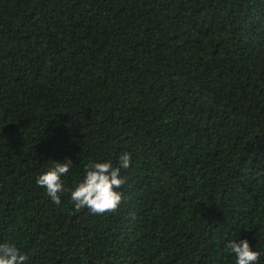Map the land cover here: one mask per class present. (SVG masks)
Listing matches in <instances>:
<instances>
[{"label": "trees", "instance_id": "trees-1", "mask_svg": "<svg viewBox=\"0 0 264 264\" xmlns=\"http://www.w3.org/2000/svg\"><path fill=\"white\" fill-rule=\"evenodd\" d=\"M132 156L117 212L76 211ZM71 159L59 206L36 184ZM264 264V0H0V244L27 264Z\"/></svg>", "mask_w": 264, "mask_h": 264}, {"label": "clouds", "instance_id": "clouds-1", "mask_svg": "<svg viewBox=\"0 0 264 264\" xmlns=\"http://www.w3.org/2000/svg\"><path fill=\"white\" fill-rule=\"evenodd\" d=\"M72 160L55 162L50 170L39 175L36 184L45 189L52 203L61 204L64 180L72 167ZM131 153H121L118 166L111 161L89 163L85 169V178L71 190L70 199L76 211L87 209L92 215H105L117 212L123 202V193L118 191L126 183L121 169L131 167ZM226 250L234 254L235 264H258L260 253L253 251L247 239L227 244ZM29 257L22 254L15 244H0V264H27Z\"/></svg>", "mask_w": 264, "mask_h": 264}]
</instances>
